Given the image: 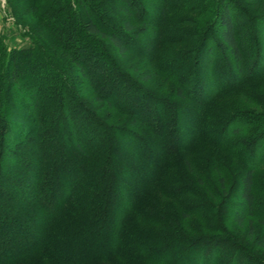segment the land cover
Segmentation results:
<instances>
[{
	"label": "trees",
	"instance_id": "1",
	"mask_svg": "<svg viewBox=\"0 0 264 264\" xmlns=\"http://www.w3.org/2000/svg\"><path fill=\"white\" fill-rule=\"evenodd\" d=\"M93 1L101 10L106 6L105 0ZM119 1L124 3V7L116 8L115 14L120 12L133 16L136 21L141 19L135 0ZM47 2L50 3L48 6L62 3L55 10L38 7L34 0L30 1V6L40 12L39 23L50 36L48 43L38 39L32 47L12 49L6 54L5 66H0V173L8 163L12 164L17 175L13 185L14 188L17 186V190L14 192L6 190L3 187L5 181L0 179V264H110L114 258L122 259L121 264H138V260L146 264H183L187 261L191 264H234L236 253L242 251L237 242L227 236L221 242V251L215 255L218 244L204 238L195 241L194 237L173 226L170 223L173 220L172 212L157 208V199L152 193L156 190L160 198L177 199L179 202L183 196L191 193V186L181 184L180 176L173 177L168 169L171 170L172 166L169 159L195 142L207 141L213 149L225 151L234 158L230 139L232 134L240 132L241 127H232L227 132L223 127L218 130V121L211 122L209 126L208 123L203 124V117L206 120L204 111L213 98L255 77L243 72L244 59L251 56L252 49L246 43L247 33L241 36L245 42L239 38L241 24L232 16L230 3L226 0L217 2V14L213 16L214 23L210 26L213 30L216 27L214 32L231 59L228 63L224 57H217L216 70L208 69L210 67L207 65L205 70L219 75L222 72L225 75L223 78L231 82L224 86L212 81L206 92L205 88L202 89L206 86L203 84L207 78L199 73V69L203 68L201 55L207 51L211 56L213 49H216L207 40V35L196 42L197 48L192 53H178V62L170 64L174 68L173 74L160 73L174 80V90L170 93L174 98L186 97L199 101L193 110L196 123L192 125L193 129H188L189 137L184 142L173 143L172 136L179 131L177 123L183 114L177 102L152 96L118 66L111 64V74L103 75L101 61H111L104 51L95 50L92 46L98 44L97 38L105 39L119 55L124 56L130 52L127 43L137 39L134 25L118 17L113 26L106 25L94 6L83 3L75 6L72 0ZM79 9H85L88 13L81 15ZM164 14L163 7L161 15ZM105 17L113 19L112 14ZM162 18L157 26L161 25ZM145 21H139L138 26L147 24ZM119 25L122 27L118 28ZM178 42L188 43L190 40L179 38ZM160 44L158 40L153 44V55ZM101 46L103 49L104 45ZM51 47L57 48L62 57L68 58L77 67L81 80L75 81L69 76V65ZM1 49H4L2 44ZM93 51L98 55L94 56ZM2 55L0 59L5 58ZM232 69L235 71L232 72ZM230 74L237 79L232 80ZM90 75L93 77L89 78ZM179 75V80L175 79ZM261 77H264V73ZM191 79L193 82L187 89L184 84ZM238 79L241 82L236 83ZM142 80L147 81V75ZM81 81H86L93 89L90 93L93 100L105 103V109L112 108L117 116H126L128 127L108 124V116H95L92 108L82 101L81 84L84 83ZM122 91L128 92L122 95ZM17 95L22 97L17 98ZM118 96L122 101L117 100ZM124 102H128L129 106L122 105ZM151 104L157 107L165 105L166 111L162 115L153 114ZM19 108L25 110L27 117L17 110ZM78 110L83 111L90 121L76 120ZM66 122L69 123L68 134L63 132L64 129L58 133L59 123ZM248 124L249 127L253 125L262 129L252 138V144L247 146L248 152L255 154L249 158L260 160L250 165L247 161L241 173L238 188L240 203L231 205L234 208L232 217L238 225L243 218L252 216L264 225V214H259L260 210H264V200H257L254 180V170L264 167V119L256 121L248 118ZM137 125L150 133H137L130 129ZM92 128L101 130L97 137L89 135ZM157 141L166 146H162V150L152 148ZM58 143L60 146H57ZM119 145L140 147L128 168L139 167L142 176H135L132 172L123 174L117 151ZM29 150L31 155L27 156L24 152ZM152 155H155L154 160L149 158ZM116 177L123 178L119 188L125 193L127 202L114 213L111 206L114 192L117 191L113 182ZM61 184L66 185L65 189L56 192ZM9 185L6 184V187ZM194 192L201 195L197 190L192 194ZM16 198L21 199L19 204ZM188 201L186 199L180 203L183 218L201 214L205 207H209L207 203L193 205ZM41 210L44 215L32 241L24 250L11 256L19 244L17 234L20 232L14 226L8 232L4 228L8 220L1 221L2 218L10 215L20 224H31ZM111 216L113 221H110ZM110 222L113 226L110 239H107L106 229ZM167 222L170 225L166 228L153 227ZM204 247L207 249L206 255L203 254ZM226 252L230 255L228 258ZM193 253L195 255L188 258Z\"/></svg>",
	"mask_w": 264,
	"mask_h": 264
},
{
	"label": "rangeland",
	"instance_id": "2",
	"mask_svg": "<svg viewBox=\"0 0 264 264\" xmlns=\"http://www.w3.org/2000/svg\"><path fill=\"white\" fill-rule=\"evenodd\" d=\"M30 1L31 0H0V56L3 53L2 56L5 57L0 59V66L2 67L7 63L6 54L12 49L22 50L32 47L34 42L38 39L44 43H48L50 40V36L39 23V10V13L36 12L33 7L30 6ZM47 1L48 0H34V3L41 8L50 7L51 10L59 9V6L62 3L48 6L50 3ZM100 1L103 0H98V2ZM135 1L137 3L136 9H138L141 16V19L139 18L138 21H136L133 16L129 17L128 14L120 12L115 14L114 11L116 8L119 10L120 6L124 7V3H119V0H105L106 6L102 10L94 5L93 0H72L75 6L81 3L89 7L94 6L93 8L101 14L106 25L113 26L115 24L114 20L117 17L119 19L121 18L120 20L122 21L128 20L134 25V28L137 31V34L135 35L137 39L133 43H127L130 52L124 56L119 55L117 50L108 42V40L97 38L96 40H99L98 44H92V46L96 48L95 50L99 49L104 51L111 61H101L103 75L111 74V64L118 66L122 70L127 71L128 74L137 81V84H139L146 92L152 94V96H160L163 100L170 99L175 103L177 102V106L180 107L179 109L183 114L182 118L177 123L179 125V131L172 136V142H184L185 138L187 139V137H189L188 129H193L194 126L192 125H195L194 123H196L193 110L199 101L186 97L174 98L170 94L174 90V80L169 77H164L160 75V73H165L167 75L173 74L174 68L170 64L178 62L180 59L178 53H192V50L195 51L197 48L195 46L196 42L202 41V37L207 35L209 36L207 40L214 44L216 49H213L211 56L207 54V51H204L201 55V58L203 57V68L199 69V73L204 75L203 77L206 76L207 79H205V84H199H203V86L206 85L205 87H202V89L205 88L204 92H206L208 85L212 83V81L217 82L218 84H225L224 86H227L231 82L230 80L228 82L223 78L225 75L222 72L220 75L216 73L213 74L212 72L216 70L217 64L215 65V63L217 57H224L228 63L231 59L226 50L223 49V44L214 32L216 27L213 30L212 26H210V24L214 23L213 16L217 14V2L219 0ZM226 1L231 5L230 12L232 16L241 24L240 29H238L239 38H241V41L245 42L244 38L241 36L244 33H247L246 43L247 45H251L252 49L251 56H249L248 59L244 56L243 72L255 77L251 78L252 80L250 79L245 82H241L238 79L236 80V83L240 81L241 84L232 89L223 91L213 98L204 111L206 120L203 117L205 122L203 124L205 126V124L208 123L209 126L212 124L211 122L218 121V130L223 127L227 132H229L232 127H241L240 132L234 135L232 134L230 139V144L233 145L232 155L234 158L225 153V151L213 149L206 143L207 141H204L203 143L195 142L187 149L176 153V155L169 159V164L172 165L171 170L168 169V171H170L169 174L171 173L173 177L180 176L181 184L184 183L191 186V193L186 194L188 196H183L181 202L187 199L189 200L188 202L193 205H203L204 203H207L209 207H205V210H202L201 214H191L188 215L187 218H183L180 215L181 202L177 201V199L169 200L160 198L156 190L152 191V193L157 199V208L172 212L173 220L170 223L173 226L180 228L183 232L188 234L189 237H194L195 241L204 238L208 240V242L218 244L219 247H217L215 255H218L221 251V242H224L226 237L230 236L229 238L232 241L237 242L242 247V251L236 253L234 264H264V241H261V237L264 234V225L258 221L257 217L253 216L243 218L240 225L236 224L232 217L234 208L231 207L232 204L240 203L238 197L239 181L241 173L247 166V161L248 165H250L260 160L259 158H249L252 154V157H254L255 154L252 152L250 154L247 150V146L252 144V138L260 132L259 130H262L257 129V127L253 125L249 127L248 118L256 119V121L257 119H264V77H261L264 73V0ZM163 7L165 14L161 15V8ZM79 11L81 12V15L88 13L85 9H79ZM106 14H112L113 19L112 17H105ZM161 16H163L161 25L157 26V22L161 20ZM141 20H146L145 22L147 24H141L138 26V22ZM121 27L122 26L120 25L118 26V28ZM207 30H209L208 34ZM179 38L189 39L190 42H178ZM157 40L161 44L157 48V51L155 50L156 54L153 55V44ZM1 44L4 49H1ZM101 45H104V50L101 49ZM50 49L55 52L62 61L66 62L67 66L69 65V76L75 81L81 80L77 75V67L72 65L68 58L62 57L61 52L57 48L51 47ZM92 54L94 56L98 55L96 51H93ZM209 59L212 63L210 65ZM206 65L210 67H207L208 69L212 68V71L210 70L206 72ZM232 70V72L235 71V69ZM183 72H185V70H183ZM144 75H147V81L142 80ZM233 75L234 74H230L232 80L235 78ZM90 77H93V75H90L89 78ZM174 77L172 78L174 79ZM179 77L180 75L175 77V79L179 80ZM86 80L88 81V79ZM192 82L191 79L186 82L184 86L188 89ZM80 83H84L81 84L82 88L80 95H82V101L86 106L90 107V109L92 108L95 116H108V118H110L108 124L128 127V118L126 116H117L112 108L105 109V103L93 100V96H90L93 89L89 84L86 81H81ZM132 90L134 89L132 88ZM129 91L132 92L131 90ZM124 92L128 91H122L121 94L123 95ZM20 97L22 96L17 95V98ZM118 99L122 101L119 96L117 100ZM122 105L129 106V103L124 102ZM151 106L153 114L155 113L158 115H162L167 108L165 105L157 107L155 104H151ZM69 109L73 108L69 107ZM17 110L19 112L22 111L23 115L25 114V117H27L25 110H21L20 108ZM76 120L90 121L87 119V115L81 110L77 111ZM149 120H151V118H149ZM230 120L231 122L226 126L225 123ZM68 125V122L59 123L60 128L58 133L62 132L64 129L65 131L63 132L67 135ZM130 129L137 133H150L149 130L140 125L130 127ZM100 132L101 130H95L92 128L89 131V135L97 137ZM209 138L211 137L209 136ZM64 143L65 142H63V144ZM57 146H60L59 143ZM162 146L163 143L157 141L155 142V145L153 144L152 148L155 147V149L162 150ZM165 146L166 145L163 147ZM139 150L140 147L138 148V146H117L118 155L121 158L119 164L123 169V174H129L132 172L135 176H142L141 170H138L139 167H135L134 169L128 168L131 163L130 161L135 160L134 158ZM24 153H26L27 156L31 155L30 150ZM154 157L155 155H152L149 158L154 160ZM115 165L118 166V164ZM3 167L1 168L0 173V179L5 181L3 187L10 192H14L17 190V186H15V188L13 187L15 184L14 179L17 176L16 172L12 164L7 163ZM117 178L118 177L113 181L115 185L114 189L117 190L114 192V200L111 206L114 213L120 211L127 202V200H125V193L119 188L123 178ZM254 180L257 186V200H264V189H262V186L264 185V167L260 166L254 170ZM6 184L10 185L6 187ZM65 187V184H61L60 187H57L56 192H60L65 189ZM195 190L201 192V195L198 196L195 192L192 194V191ZM184 197L187 198L185 199ZM20 202L21 199L16 198V203L19 204ZM259 214L263 215L264 210H260ZM43 215L44 211L41 210V212L36 215V220L31 224L29 223L26 225L25 223L20 224L10 215L2 218L1 221L8 220V223H6L4 227L8 232L13 226L14 228L19 229L18 231L20 232L17 234L19 235V244L15 246L16 249L13 251L14 253H11V256L15 255V252L24 250L32 241V237L35 235L36 228L39 227ZM110 221H113V216H111ZM170 223L167 222L165 225H153V227L162 229L169 226ZM112 226V222H110L106 229L107 239H110ZM202 249L203 254L206 255L207 249L205 247ZM196 252L198 253V249H196ZM194 255L195 254L193 253L191 257L188 258H192ZM225 255L227 258L230 256L227 252ZM121 260L122 259L114 258L110 264H121ZM138 264L146 263L138 260ZM183 264L191 263L187 261Z\"/></svg>",
	"mask_w": 264,
	"mask_h": 264
}]
</instances>
